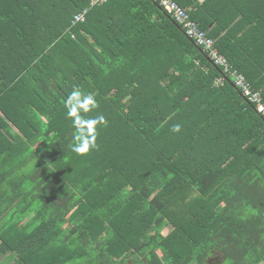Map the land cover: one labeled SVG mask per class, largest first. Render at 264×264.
Returning a JSON list of instances; mask_svg holds the SVG:
<instances>
[{
  "label": "trees",
  "instance_id": "obj_1",
  "mask_svg": "<svg viewBox=\"0 0 264 264\" xmlns=\"http://www.w3.org/2000/svg\"><path fill=\"white\" fill-rule=\"evenodd\" d=\"M88 1L0 0V261L264 264L256 104L157 0L73 24ZM178 1L264 99V0ZM75 89L105 119L85 155Z\"/></svg>",
  "mask_w": 264,
  "mask_h": 264
},
{
  "label": "built area",
  "instance_id": "obj_2",
  "mask_svg": "<svg viewBox=\"0 0 264 264\" xmlns=\"http://www.w3.org/2000/svg\"><path fill=\"white\" fill-rule=\"evenodd\" d=\"M109 0H89L88 5L74 14L72 23H80L86 20V17L92 7L104 4ZM163 9L171 15L176 22L182 27L186 35L197 45L201 46L208 54L210 60L215 64L223 67V78L227 75L232 77V81L243 91V94L253 103L256 104L257 111L264 118V99L261 92L251 88L247 77L235 69L228 61L227 57L222 54L216 45V39L203 29L199 22L192 17L191 9L179 3L178 0H157ZM219 79L218 82H221Z\"/></svg>",
  "mask_w": 264,
  "mask_h": 264
},
{
  "label": "clouds",
  "instance_id": "obj_3",
  "mask_svg": "<svg viewBox=\"0 0 264 264\" xmlns=\"http://www.w3.org/2000/svg\"><path fill=\"white\" fill-rule=\"evenodd\" d=\"M67 116L71 118L72 126L75 129L68 147L78 155H85L98 147L96 143L97 126L104 124V117L85 119L81 112L88 113L96 107V100L92 94L84 95L80 90L75 89L65 101ZM173 132H180L179 124L173 125Z\"/></svg>",
  "mask_w": 264,
  "mask_h": 264
},
{
  "label": "rangeland",
  "instance_id": "obj_4",
  "mask_svg": "<svg viewBox=\"0 0 264 264\" xmlns=\"http://www.w3.org/2000/svg\"><path fill=\"white\" fill-rule=\"evenodd\" d=\"M158 229L164 234L170 231L169 226H166V224L159 225ZM13 258H14L13 255L6 256L0 261V264H10ZM128 264H131V263L129 262ZM210 264L212 263L210 262Z\"/></svg>",
  "mask_w": 264,
  "mask_h": 264
}]
</instances>
